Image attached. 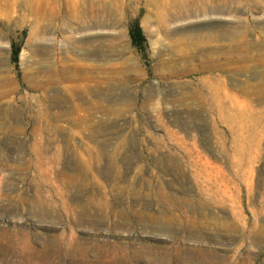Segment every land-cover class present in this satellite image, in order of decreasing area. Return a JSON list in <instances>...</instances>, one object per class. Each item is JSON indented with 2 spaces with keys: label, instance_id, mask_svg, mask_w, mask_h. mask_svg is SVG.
I'll return each instance as SVG.
<instances>
[{
  "label": "rangeland",
  "instance_id": "1",
  "mask_svg": "<svg viewBox=\"0 0 264 264\" xmlns=\"http://www.w3.org/2000/svg\"><path fill=\"white\" fill-rule=\"evenodd\" d=\"M0 264H264V0H0Z\"/></svg>",
  "mask_w": 264,
  "mask_h": 264
},
{
  "label": "trees",
  "instance_id": "2",
  "mask_svg": "<svg viewBox=\"0 0 264 264\" xmlns=\"http://www.w3.org/2000/svg\"><path fill=\"white\" fill-rule=\"evenodd\" d=\"M129 35L131 37L132 43L139 48H143L146 42V37L144 32L136 21L130 25L129 28ZM19 53H20V46L16 44H12V58L15 63H18L19 60Z\"/></svg>",
  "mask_w": 264,
  "mask_h": 264
}]
</instances>
